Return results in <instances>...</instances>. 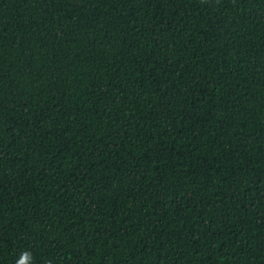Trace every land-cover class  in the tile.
<instances>
[{
  "label": "trees",
  "instance_id": "16d2710c",
  "mask_svg": "<svg viewBox=\"0 0 264 264\" xmlns=\"http://www.w3.org/2000/svg\"><path fill=\"white\" fill-rule=\"evenodd\" d=\"M264 264V0H0V264Z\"/></svg>",
  "mask_w": 264,
  "mask_h": 264
},
{
  "label": "clouds",
  "instance_id": "9594fccd",
  "mask_svg": "<svg viewBox=\"0 0 264 264\" xmlns=\"http://www.w3.org/2000/svg\"><path fill=\"white\" fill-rule=\"evenodd\" d=\"M32 255L29 251H25L22 255V257L20 258V260L18 261V264H30V262L32 261ZM49 264H51V262H49Z\"/></svg>",
  "mask_w": 264,
  "mask_h": 264
}]
</instances>
